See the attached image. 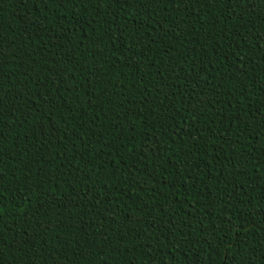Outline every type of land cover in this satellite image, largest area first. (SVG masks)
I'll use <instances>...</instances> for the list:
<instances>
[{"label": "trees", "instance_id": "16d2710c", "mask_svg": "<svg viewBox=\"0 0 264 264\" xmlns=\"http://www.w3.org/2000/svg\"><path fill=\"white\" fill-rule=\"evenodd\" d=\"M0 264H264V0H0Z\"/></svg>", "mask_w": 264, "mask_h": 264}]
</instances>
